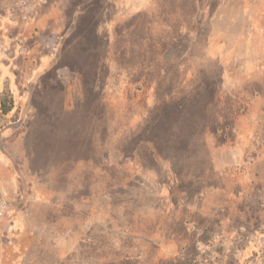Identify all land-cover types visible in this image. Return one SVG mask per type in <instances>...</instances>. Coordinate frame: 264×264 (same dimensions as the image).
Masks as SVG:
<instances>
[{"label":"rangeland","instance_id":"374dc122","mask_svg":"<svg viewBox=\"0 0 264 264\" xmlns=\"http://www.w3.org/2000/svg\"><path fill=\"white\" fill-rule=\"evenodd\" d=\"M117 1L0 0L1 264H144L160 252L134 224L167 209L211 223L191 226L209 238L188 244L196 264H264V146L244 148L264 130V0ZM90 3L98 36L73 21ZM97 62L130 76L98 114L77 83ZM125 202L144 216L116 217Z\"/></svg>","mask_w":264,"mask_h":264},{"label":"trees","instance_id":"16d2710c","mask_svg":"<svg viewBox=\"0 0 264 264\" xmlns=\"http://www.w3.org/2000/svg\"><path fill=\"white\" fill-rule=\"evenodd\" d=\"M94 3H90V5L85 8L82 9L80 11H78L75 15L73 14V21L75 23H77V29L78 31H84L83 29L86 28L87 25H89V23H92V25L90 26V30L92 32L95 33L96 36L99 35L100 33V25L98 23V21H96V18L94 17L89 19V12L91 10V8L93 9L94 7ZM114 6H116L117 8V14L118 15H129L132 16L134 15V13L139 12V9L142 8L141 6H138L137 2L135 0H122V2L117 1V3L114 4ZM137 8V10H135ZM141 11V10H140ZM93 12V11H92ZM91 12V13H92ZM115 17L113 18L114 21ZM112 20V19H111ZM18 29V28H17ZM89 29V27H88ZM20 32L22 31V29L19 30ZM90 31V32H91ZM17 33V37L21 38V37H25V33ZM25 32V31H22ZM85 35V34H84ZM90 42L89 39H87V43ZM89 52L88 53H94V51L96 50L94 48L93 45L89 46ZM109 53V52H108ZM93 55V54H92ZM107 56V54L105 55ZM101 58V56H100ZM131 71V70H130ZM78 72V78H77V83L79 84L80 87H82L88 94V98H86L85 100L88 101L87 99H89L88 102H94L95 107L93 108L92 112H95L96 114H98V107L97 105L101 104V106H99V109L101 108L106 111V109L109 106V102L111 101L110 99V91L112 89V87H110V77L111 75H113L114 77H116L115 79H117L120 82V87H122V84H126L128 82V78L130 76H128L125 72L122 70H118L117 71L113 68L112 65H103L100 62L91 65V66H86L83 70L80 68L77 70ZM116 80V81H117ZM118 82V83H119ZM113 90V89H112ZM118 92V91H117ZM110 95V96H109ZM91 99V100H90ZM79 102V101H78ZM82 102V101H81ZM97 103V105H96ZM198 104L197 107L202 106L201 102H197ZM81 105L76 103L75 107H73V110H75L76 112L79 110H83V108L79 107ZM2 106L3 112L4 113H8L10 112V110H12L14 108V100L13 98L10 99L9 102H7V100L2 99L0 101V108ZM106 106V109H104ZM93 115V114H92ZM91 116V115H90ZM255 123V125H254ZM258 122H250L248 123V125L245 128V134H246V140L248 142V146L244 145L245 150H258L259 148H261L262 146H264V130L260 133H258V130L256 129V126H258ZM255 126V127H254ZM169 127V125H168ZM229 127L225 126L222 127L221 130H219V132H221L224 136V139H227V142H230V136H229ZM257 137H260L259 139ZM260 140V141H259ZM242 141L239 140V142H237V145L233 146V144L228 145V147L226 148L224 145L223 147H225L226 149H224L225 151H228L225 154H233V155H238V151H240V149L242 148ZM259 145V147L254 148V145ZM231 147V148H230ZM237 148V149H234ZM254 148V149H253ZM219 149V148H218ZM224 150H222V153L224 154ZM219 151V150H218ZM248 155H246L247 157ZM250 156L253 157L252 153H250ZM243 155H240V158L238 159V161L236 162L241 168H243L244 170V166L245 170L247 169V160L246 158L242 159ZM252 164V163H250ZM202 200L204 201V198H202ZM122 202H124L122 200ZM121 202V203H122ZM114 209V206H112ZM227 206H224L222 209L226 208ZM206 211V208H203V212ZM202 212V213H203ZM114 213L116 217H121V215H127V216H132L133 215H138V217L140 216H144V214L142 212H137L135 210V208L131 207L129 205L128 202H125L122 206L118 207L116 206V209H114ZM4 215V214H3ZM174 215V212L168 211L167 212H151V213H146L145 218H142L141 221H143L144 223H151L150 225H140L139 223L134 224V227H137V229H139L140 231H148L144 234L146 235H141L142 238H145L144 240H147L150 243H153L156 247H158V251L160 252L159 256H154L152 259L151 258H147L146 255L143 256V262L144 264H165V261L171 262L172 264H196V260L200 257L198 250H196L197 253H193L191 254L190 249L188 248V244H190V242L192 243V245H196V242L198 240H202L206 243L209 242V238L207 239L204 235L205 238L201 237V236H197L196 232L194 231V229L191 228V226H197L199 228H201L204 233L207 232H212L213 233V229L211 228V223H197V222H193L192 220L188 219V210L186 209L184 211V213L180 216H178L177 221H178V225L180 226V228H175V225L171 226V223L169 225H167L165 222L167 221V219H169L170 221L172 220ZM115 216H112V221L114 222V224L118 225L117 227H120V229H123L122 227L123 224L118 223L119 221L115 218ZM164 217V220L162 219H158V217ZM184 216V217H183ZM151 218V219H150ZM0 224L2 225V228L4 227V225L7 222V219L5 218V216H2L0 219ZM245 224H239V228L238 231H240L241 225H246V227L249 228L247 222H244ZM177 225V224H176ZM253 225V224H252ZM174 226V228H172ZM134 227L132 229H134ZM171 227V228H170ZM1 228V226H0ZM115 230L116 227H114ZM112 229V228H111ZM131 229V228H129ZM253 231L258 232L260 230V228H257V226H252L251 228ZM184 230V231H183ZM118 231V230H117ZM221 232V229L219 230ZM119 232V231H118ZM150 232V233H149ZM174 232V233H173ZM165 237V241L163 242V238ZM190 236H192L190 238ZM162 237V239H161ZM236 240H240L237 239ZM42 241V240H41ZM43 242V241H42ZM177 245V247H176ZM176 247V250L178 252H180L181 254L178 255H174V248ZM184 252L186 254H184ZM30 261V260H28ZM105 264H115V263H110L109 261L105 262Z\"/></svg>","mask_w":264,"mask_h":264},{"label":"crops","instance_id":"0c3cea01","mask_svg":"<svg viewBox=\"0 0 264 264\" xmlns=\"http://www.w3.org/2000/svg\"><path fill=\"white\" fill-rule=\"evenodd\" d=\"M37 242H38V241H37ZM29 251H30V249L28 250V254H30ZM33 259H36V260H37V258H33ZM36 260H32V264H38V263L36 262ZM3 262H4V261H2V264H3ZM38 262H39V261H38ZM0 264H1V261H0Z\"/></svg>","mask_w":264,"mask_h":264},{"label":"built area","instance_id":"2783aa9c","mask_svg":"<svg viewBox=\"0 0 264 264\" xmlns=\"http://www.w3.org/2000/svg\"><path fill=\"white\" fill-rule=\"evenodd\" d=\"M2 213H3V206H2V204L0 203V217L2 216Z\"/></svg>","mask_w":264,"mask_h":264}]
</instances>
